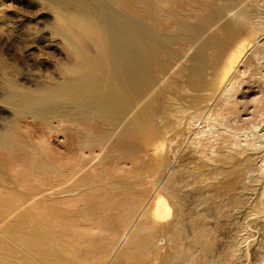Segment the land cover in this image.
<instances>
[{"label":"bare ground","instance_id":"1","mask_svg":"<svg viewBox=\"0 0 264 264\" xmlns=\"http://www.w3.org/2000/svg\"><path fill=\"white\" fill-rule=\"evenodd\" d=\"M48 1L69 5L68 10L57 12L60 22L55 33L69 54L64 63L57 64L56 76L38 80L24 76L23 83L18 80V72L1 66L6 91L0 102L10 113L0 118V178L6 177L11 193L16 189L12 173L25 170L34 182L18 206L0 195V209H5L0 213V264H46L40 259L47 264H79L51 246L52 236L61 232L41 228L58 227L64 208L83 197H89L91 209L98 200L107 203V215L98 218V224L107 225L104 264H111L120 259V250L130 242L133 231L142 228L147 216L160 219L171 211L165 197L145 194L139 189L141 181H129V174L139 176L143 171L135 157L140 152L139 137L148 140L150 133L159 134L160 125L178 124L179 117L188 127L199 128L194 131L196 136L212 133L213 106L219 99L231 103L227 99L232 95L234 72L245 57L242 47L231 56L224 50L259 24H254L247 10L230 8L234 0H215L209 12L193 17L196 21L188 25L183 37H168L147 26L141 13H122L117 5H108L105 0ZM223 18L229 20L221 21ZM234 20L244 23L236 25ZM214 28L223 32L222 38L212 32ZM167 40L188 44V48L182 53L170 48ZM249 44L250 48L260 46L264 50V37ZM183 61L187 64L178 75L186 78L187 94L175 98L168 94L175 78L169 79ZM222 62L225 68L217 80L216 71ZM202 124L206 125L200 127ZM67 130L73 133L74 142L63 147L56 139L62 134L65 140ZM57 147L64 151H57ZM95 147L111 158V168L105 172L104 164L94 165L95 158H84ZM120 154L133 156L137 164L123 170L120 159H114ZM99 169L100 173H95ZM112 170L120 174L106 175ZM104 175L108 179L104 180ZM164 189L174 193V181ZM169 224L175 227L179 222ZM171 241L177 251L169 264H189L187 254L178 251L176 239Z\"/></svg>","mask_w":264,"mask_h":264},{"label":"rangeland","instance_id":"2","mask_svg":"<svg viewBox=\"0 0 264 264\" xmlns=\"http://www.w3.org/2000/svg\"><path fill=\"white\" fill-rule=\"evenodd\" d=\"M105 2L117 5L122 13L132 16L141 13L145 24L154 27L159 34L168 37L180 34L183 37L188 25L196 21L193 17L209 12L210 4L215 0ZM142 3L144 7H141ZM229 7L247 10L255 20L254 24H259L256 30H248L231 41L224 50L226 56H231L242 47L245 54L234 72L232 95L227 99L231 103L227 105L225 100H217L211 119L214 128L211 126L212 133L205 137L196 136L199 128L188 127L184 118L180 120L181 117L178 124L160 125L159 134L150 133L148 140L139 137L140 152L135 157L140 160L138 163L143 166V171L139 176L129 174V181H141L143 186L139 189L145 194L165 197L171 211L160 219L147 216L142 228L135 229L130 242L120 250V259L111 264H169L172 254L177 251L171 239H176L179 252L187 254L189 264H259L264 260V50L260 46L250 48L249 44L259 36L264 37V0H234ZM68 9L67 4L58 5L48 0H0V97L6 91L1 66L18 72V80L23 83H26L24 76L35 80L56 76L57 64L64 63L69 54L62 47V38L55 33L60 22L57 12ZM185 10L187 12H183ZM232 22L236 25L244 23L241 20ZM212 32L220 38L224 35L218 28ZM166 42L170 48L180 49L182 53L188 48L185 43ZM170 60L175 61L173 57ZM186 64L183 61L169 79L175 78L168 88V94L175 98L187 94L186 78L178 75ZM224 68V63H220L216 71L217 80ZM9 113L10 109L0 102V118ZM203 125L206 124L200 127ZM65 132L69 135L65 134L67 141L62 134L56 139L63 147L73 141V133ZM71 148L80 151L75 146ZM100 151L101 148L95 147L94 152L86 153L84 158H95L92 164H104V171L111 168V158ZM124 155L120 154L114 158L115 161L120 159L121 166L125 168L123 170L132 169L137 159ZM117 173L120 174V171L112 170L106 175ZM106 175L104 180L108 179ZM11 176L15 191H8L11 184L3 177L0 178V184H3L0 195L8 203L18 206L26 198L24 194L34 178L25 170ZM170 181H174L175 185L172 194L164 189ZM103 200L95 201L97 205L91 209L89 197H83L79 203H71L64 208L58 227L44 225L42 231L61 232L59 236H52L54 243L51 246L79 264H104L107 250L103 237L107 225L98 224V218L103 219L107 215V203ZM4 210L0 209V213L3 214L1 211ZM82 210L87 211L83 213ZM175 220L179 224L169 227V223ZM40 261L47 264L43 259Z\"/></svg>","mask_w":264,"mask_h":264}]
</instances>
